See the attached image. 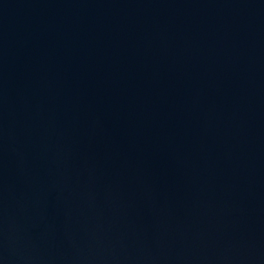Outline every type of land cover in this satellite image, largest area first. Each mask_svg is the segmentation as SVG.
Masks as SVG:
<instances>
[{"label":"water","instance_id":"water-1","mask_svg":"<svg viewBox=\"0 0 264 264\" xmlns=\"http://www.w3.org/2000/svg\"><path fill=\"white\" fill-rule=\"evenodd\" d=\"M0 57L264 199V0H0Z\"/></svg>","mask_w":264,"mask_h":264}]
</instances>
